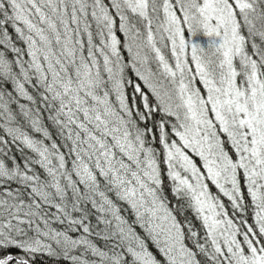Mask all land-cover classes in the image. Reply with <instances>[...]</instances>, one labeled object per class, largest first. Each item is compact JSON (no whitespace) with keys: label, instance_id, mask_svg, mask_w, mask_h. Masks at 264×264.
<instances>
[{"label":"snow or ice","instance_id":"1","mask_svg":"<svg viewBox=\"0 0 264 264\" xmlns=\"http://www.w3.org/2000/svg\"><path fill=\"white\" fill-rule=\"evenodd\" d=\"M0 264H264V0H0Z\"/></svg>","mask_w":264,"mask_h":264},{"label":"trees","instance_id":"2","mask_svg":"<svg viewBox=\"0 0 264 264\" xmlns=\"http://www.w3.org/2000/svg\"><path fill=\"white\" fill-rule=\"evenodd\" d=\"M197 39H198V41H200V42H204V38H203V37H198ZM205 42H206V40H205Z\"/></svg>","mask_w":264,"mask_h":264}]
</instances>
